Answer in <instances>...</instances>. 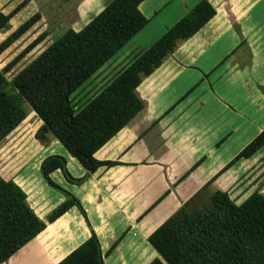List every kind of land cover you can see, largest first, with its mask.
I'll return each mask as SVG.
<instances>
[{
  "label": "crops",
  "instance_id": "crops-1",
  "mask_svg": "<svg viewBox=\"0 0 264 264\" xmlns=\"http://www.w3.org/2000/svg\"><path fill=\"white\" fill-rule=\"evenodd\" d=\"M3 1L0 10L5 13L21 3L13 8ZM110 1L57 0L51 11L57 21L69 20L68 28L80 30ZM199 1L144 0L140 9L149 23L99 71L114 62L120 72ZM209 1L216 15L143 78L137 93L145 101L144 109L95 153L97 159L117 164L100 166L80 184L68 181L61 170L52 173L81 207L70 203L52 216L68 200L41 175L42 160L62 154L74 177L87 174V168L53 136L38 142L39 160L32 159L10 178L26 191L43 220L41 229L17 249L21 264H57L92 231L105 264H153L162 256L150 235L191 198L195 197L189 208L194 209L216 190L229 192L238 204L256 190L264 194V147L213 180L264 130V0ZM43 2L29 0V18L39 12V21L45 20L50 11L43 10ZM173 3L176 8L155 27V17ZM39 21L29 29V38L39 35L32 34ZM148 26L149 35L152 28L160 34L144 46ZM7 34L0 32V42ZM121 59L128 63L119 65Z\"/></svg>",
  "mask_w": 264,
  "mask_h": 264
},
{
  "label": "trees",
  "instance_id": "trees-1",
  "mask_svg": "<svg viewBox=\"0 0 264 264\" xmlns=\"http://www.w3.org/2000/svg\"><path fill=\"white\" fill-rule=\"evenodd\" d=\"M29 0L12 12L0 10V31ZM144 0H111L82 29H66L46 46L11 80L6 76L22 58L50 33L44 30L19 54L0 68V142L28 116L31 108L42 120L36 136L41 142L57 138L86 168L82 178L74 177L62 154L47 155L40 171L45 181L67 197L56 208L57 216L68 204L80 201L57 183L52 173L61 170L66 179L82 183L100 166L95 153L123 129L145 107L137 93L144 77L159 67L179 43L195 35L217 13L209 0H200L149 48L118 72L81 106L73 95L119 52L150 19L141 11ZM37 12L0 42V54L39 21ZM264 147L260 132L215 180L241 158H249ZM211 180L207 186L212 183ZM195 197L159 226L149 237L162 259L153 264H264V194L253 192L238 204L224 190H216L198 207L190 209ZM43 220L27 199V193L13 179L0 174V264L41 229ZM57 264H105L96 232Z\"/></svg>",
  "mask_w": 264,
  "mask_h": 264
},
{
  "label": "rangeland",
  "instance_id": "rangeland-1",
  "mask_svg": "<svg viewBox=\"0 0 264 264\" xmlns=\"http://www.w3.org/2000/svg\"><path fill=\"white\" fill-rule=\"evenodd\" d=\"M22 1L23 0H4L3 2L5 3L4 6H6L7 4L15 7ZM43 1V10L45 12L50 11V13H47L45 20L38 22L37 27L32 29V34H40L46 28V30H49L50 33L36 48H34L30 53L22 58L9 72H7L6 76L9 80H11L20 69L27 65L35 56H37L46 46H48L56 37L62 34L63 31L71 25L69 20L57 21L56 16L53 12L57 8V0H55V2H52V4L45 3V0ZM28 2L29 1H27L21 7V9L11 17L9 28L5 31H0L1 33L10 34L20 24H22L29 18V4H27ZM175 4L176 3L170 4L162 13L155 17V27H159L160 24L165 22V19L166 17H168L171 8H176ZM11 8L4 10L10 11ZM51 9L54 10L51 11ZM71 16L72 15L69 14L67 15V18ZM148 29L149 26L147 27V29H145V37H148L143 40L142 45L144 46L150 45L151 39L154 36H159L160 34V30H153L152 28L149 35ZM29 34H31V32L29 33V31H27L15 43H13L2 54H0V68H3L8 62L15 58L19 54V52L23 50L31 40L34 39V37L29 38ZM129 48L130 47L128 45L124 50L126 51ZM127 63L128 60L124 61L123 59L118 62V64L122 66L126 65ZM117 66L118 65H116L114 62H109L105 68L99 71L92 79L88 80L87 83H85L80 89H78V91H76L73 95V102L75 103V105L81 106L92 96H94L109 81V79H111L117 73V71L119 72V68ZM212 78L215 83L217 77L214 76ZM209 86H211V84H209ZM28 109L30 113L28 114L27 118L0 142V174L7 179L13 178L15 175H17L20 172L21 168L28 165L32 159H34L33 161L39 160V157L41 156L40 153L42 152V146L38 143L41 142V140L36 136L41 122L34 111H32L30 107H28ZM257 174L258 173H255L254 176H256ZM17 251L18 250H16L7 259L8 261L5 260L1 264H21L19 261L20 253H18Z\"/></svg>",
  "mask_w": 264,
  "mask_h": 264
}]
</instances>
